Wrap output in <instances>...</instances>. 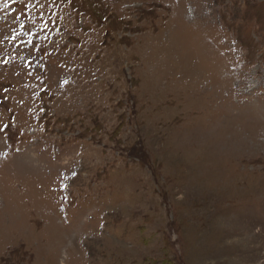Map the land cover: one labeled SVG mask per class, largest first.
Segmentation results:
<instances>
[{
  "label": "rangeland",
  "instance_id": "rangeland-1",
  "mask_svg": "<svg viewBox=\"0 0 264 264\" xmlns=\"http://www.w3.org/2000/svg\"><path fill=\"white\" fill-rule=\"evenodd\" d=\"M0 264H264V0H0Z\"/></svg>",
  "mask_w": 264,
  "mask_h": 264
}]
</instances>
